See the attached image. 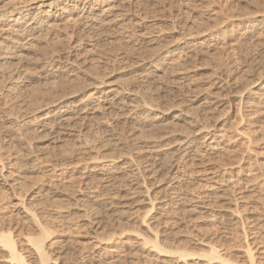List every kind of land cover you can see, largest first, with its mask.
I'll return each instance as SVG.
<instances>
[{"label":"rangeland","instance_id":"rangeland-1","mask_svg":"<svg viewBox=\"0 0 264 264\" xmlns=\"http://www.w3.org/2000/svg\"><path fill=\"white\" fill-rule=\"evenodd\" d=\"M160 1H162L161 4L163 6H160ZM179 1L182 0L144 1L143 13H141H148L147 16L144 15L146 17L148 15L149 17L159 15L158 17L161 19L159 28L164 32L161 38L151 47H144L141 39L136 37L131 39L130 36H127L128 34L119 35L118 33L116 35L117 33H112L113 35L111 34V36L110 34H105V36L100 38L103 40H99V43L95 46L96 49L95 47L92 48L88 54L84 52L82 54L84 59L81 58V60L87 68L95 69L94 72L98 71L97 74L99 73V76L105 75L107 78L111 76L110 79L112 80L133 82L136 79H143L144 74L152 70L153 63L156 61L155 53L171 45L180 37L182 30L194 33L210 26H213V28L216 26L215 28L218 29L217 32L219 33L217 35L221 39L223 38V44H221L222 46L220 45V48L215 53L204 57L197 56L196 59L194 57L192 59L193 62L186 65L189 68L191 67V69L193 68V75L196 76L194 77L204 82L212 75H216L217 73L215 72L219 74L221 70L233 72L234 69H238V76L240 77L237 76V78L240 79L242 74H245L244 71L252 74L251 70L253 68L254 71L257 69V75L258 73L264 74V62H262L264 61V35L261 39H256L255 37L247 41L241 39L240 33H242L244 23L237 18H234V21L233 18L230 19L231 14L238 17L253 15L255 12H264V0H205L204 5L201 4L199 5L200 8L198 7L199 10L202 7L201 11H199L200 16L199 13H190L187 21H178L172 16L170 17L173 9L175 10V7L177 9L178 4L180 5ZM168 6L170 8H167ZM164 7L168 10L164 9ZM148 32V30L143 31V34ZM94 49L96 52H94ZM33 60L30 62L31 65L29 63L26 68L32 67L28 70L31 71L33 69V73H30L34 76L37 75L33 77L34 80L30 79L29 87L31 91H29L28 87V90L23 91V97H27V94L28 97L32 94L34 96L36 90L44 91V89H49V87H52V81L61 77L63 79H59L60 81L58 82L54 81L55 84L60 82L59 84L64 83L66 85L69 83L67 80L72 79L69 84L74 88L85 87L83 85L87 78L84 79L85 76H82L83 73L81 74L77 68H75L76 70H67V72L62 71L56 77L53 76V78L46 80L39 74L40 71L36 68V62ZM138 63L140 66H138ZM257 66H260V68ZM76 71L77 74L79 73L78 77ZM242 71L243 73H240ZM138 74L141 78H138ZM64 78L68 79L65 80ZM77 78H81V82H78V85L81 83L80 85L83 87L80 85L75 87L79 80ZM3 79L0 78V84L6 81V79ZM160 80L154 79L149 81L150 83L142 81L144 84L141 82L150 94L147 101L159 106L153 125L140 126L139 128L135 125L126 124L123 126V124H120L117 125L118 127L115 128V131L119 135L128 133L126 131L137 127L139 129H137L138 138L152 136L153 138L154 136L161 138H157L160 140L157 141V145L161 154L173 161L176 157L175 150L183 142L184 134L180 133L171 137H164L166 130L162 131V127L161 130V124L157 122V118L162 114L161 112H168L167 109L171 108L172 105H174V107L172 106L173 108L176 106V108H179L178 104L180 103L179 106L182 105L186 97H190V95L185 96L186 94L182 95L174 89H167L163 77ZM254 81L256 79L252 80V82ZM50 82L52 83L50 84ZM89 83H91L90 79L86 81L85 85L89 87L90 85H87ZM64 84L59 86L61 87ZM69 84L66 87L68 92L72 88L69 87ZM40 88L43 90H39ZM61 88L63 89L65 86ZM61 88H58L59 93L61 91L66 93V88L63 90ZM32 90H34L33 93ZM233 90L232 93L229 92V89L219 92L221 102L224 103L223 106L214 113L212 118L203 122L205 126L212 127L210 134H208L209 136H206L208 139H206L208 143L212 142L211 144L215 147L210 149V153H213V155L208 158L207 163L200 166H195L191 163H180L178 173L170 174L169 178L158 177L154 181L147 183L143 189V191L146 189L147 193L144 196L139 195L133 201H128L131 205L122 215L117 213L121 210L114 212V208L107 212L96 209L95 203H92L90 199V196L94 194H91V191H88L85 187L86 185L82 183L84 171L88 172L89 163L93 162V160L97 161L96 159L102 162L116 160L120 164H124L128 160L133 162V167L141 165L144 163L142 155L146 154V149L143 143H139L141 140L128 145L122 140H114L105 136L104 131L101 132V129L93 127L91 136L101 138V140L96 143L95 148L93 146L90 150L85 151L86 153L83 151V153H79L80 155L77 153L74 155L71 150H68L69 155L67 154V156H61L57 159L55 156V154L57 155L56 151L60 152L63 150H56L54 154H51V157H41V163L35 162L32 158L20 156L22 158L25 157V163L28 162V165L30 163L29 166L32 167L29 168L31 169L28 171L29 173H23L26 176L14 173L10 180L15 179L16 182H10V185L13 186L11 188L9 185H4L0 178V227L13 226L17 247L23 249L25 256L30 255V253L32 255L28 238H36L39 233L29 224V220L26 217L27 210L41 208V205L42 207L47 205L48 208L49 206L60 205L59 214H47L44 216L48 218H46L48 221H51L52 230H50L54 232V235L50 238V243L54 244L49 250L52 264H97L100 261L103 264H245L244 232L249 236L247 241L252 243L253 246L256 245L253 251L256 257L258 255L264 256V195L258 192L254 193L253 188L247 183L248 177H246L252 174L261 175L264 173V112L258 116L251 117L255 119L254 124L250 128V117L246 116L243 118V112L239 110L238 97H240L242 90L240 88ZM1 106L3 107V105ZM4 107H0V110L6 111V114L13 119L22 120L20 118V107L13 106L12 108L10 107L11 110H9V107ZM244 115H246L245 112ZM19 121L17 122L19 123ZM172 122V118L167 117L163 124L169 126ZM16 123L14 125H18ZM158 124L159 128L157 127ZM252 128L257 131L253 136L257 135L258 140L247 149L246 137ZM205 135L204 133L202 136L204 137ZM39 137H36L37 139L32 138L33 144L39 143L38 140L44 142V140H40L41 138L46 139L45 142L47 141L46 137L42 136L40 139ZM3 143L8 148H11L10 151L12 153L16 152L23 155V152H25V147L13 142V139L7 136L4 130L0 131V146ZM63 146L65 147V145ZM92 149L93 151H91ZM46 162L60 165L61 171L48 173L47 170H50L51 166H47ZM249 164L254 167H250ZM33 167L35 168L34 172L32 170ZM9 168H11L8 169L9 171L13 170L12 167ZM208 169L213 173L211 179L206 178L209 172L207 171ZM238 171H240L239 174ZM61 177L65 180L63 181ZM238 178L242 182L237 185L239 187L237 188V193H235L237 195H233L235 191H232L233 184L230 182ZM67 183L72 186H68ZM170 183L178 184L179 188L184 192L177 197L172 195L171 191H168L166 195L160 193V190ZM212 185L215 186L212 187ZM81 190L88 193L87 197L80 196L79 192ZM236 207L239 210L238 213L235 212ZM93 219L99 220L100 223L93 225L91 223ZM47 220L46 224L45 220L43 221V225L46 226L48 224L47 228L49 229L50 225ZM157 235L160 246L166 249H173V251L188 252L194 256L180 259L178 254L158 251L153 248L152 244H145V239L155 240ZM107 239H110V241H107ZM213 246L220 247L219 249L222 257L226 260L225 262L222 263L218 260L209 261L203 256ZM6 259V254L0 252V264H18ZM29 260L32 264H38L36 257H32Z\"/></svg>","mask_w":264,"mask_h":264},{"label":"bare ground","instance_id":"bare-ground-1","mask_svg":"<svg viewBox=\"0 0 264 264\" xmlns=\"http://www.w3.org/2000/svg\"><path fill=\"white\" fill-rule=\"evenodd\" d=\"M144 1L150 0H0V78L6 79L5 82L3 81L4 84L3 82L1 83L2 85L0 84V107H20V118L22 119H20L21 121L17 120V118L13 119L6 114V111L0 110V131L4 130L7 136L13 139V142L25 147L24 154L20 155L18 153V155L16 152L12 153L10 151L11 148H8L4 143L0 146V178L4 185H9L10 188L13 187L10 182H16V180L10 179L14 173L23 175V173L25 174V172L31 170L29 168L32 166H29L30 163L28 165V162L25 163V157L41 163V157H51V154H54L56 150H63L60 152L56 151L57 155L55 154V156L58 159L61 156H67L68 150H71L75 155V153L79 154L90 150L93 146L95 148L96 143L101 138L92 137L91 133L94 129L93 127H97V129L102 130L99 131H104L105 136L114 140H122L128 145L141 140L139 143H143L146 149V154L142 155L144 163L141 165L133 167V162L128 160L124 164H120L116 160L102 162L96 159L97 161L93 160V162L89 163L88 172L84 171L82 183L86 185L85 187L88 191H91V194H94L90 196V199L92 203H95L96 209L107 212L114 208V212L121 210L116 212L122 215L131 205L128 201H133L139 195L144 196L147 193L146 189L143 191L147 183L154 181L158 177L169 178L170 174L178 173L180 163H191L195 166L207 163L208 158L213 155V153H210V149L215 147L211 144L212 142L208 143L207 140L212 127L205 126L203 122L212 118L214 113L223 106L224 103L221 102V97H219L220 91L229 89V92L232 93L235 88L242 90L240 97H238L239 110H242L243 118L246 116L250 117V128L254 124L255 119L251 117L258 116L264 112V74L260 72L261 74L258 73L257 75V69L254 71L253 68L251 70L252 74H248L246 71H244L245 74L243 71L240 72L244 74H242L240 79L237 78L239 75L238 69H234L233 72L221 70L219 74L215 72L217 73L216 75L214 74V76L212 75L208 80H203L204 82H202L193 75V68L186 66L188 63L193 62L192 59L194 57L196 59L197 56L204 57L218 51L220 45L223 44V38L221 39L217 35L218 29L215 28L216 26L214 28L210 26L194 33L182 30L180 37L171 45L155 53L156 61L153 63L152 70L147 71L143 79L138 74V78H141V81L138 79L133 82L112 80L110 79V74L109 78L105 75V77L99 76V73L97 74L98 71H95V73V69H92V71L87 68L81 60L82 54L91 52L92 48L99 43V40H103L100 38L105 36V34H110V36L112 33H117L116 35L118 33L119 35L128 34L127 36H130L131 39L132 37L141 39L144 47H151L161 38L164 33L159 28L161 19H159V15H152V17L148 15L146 17L147 12V14H142ZM161 2L160 6H163ZM179 2L178 8L176 9L175 7V10L170 11V17L172 16L178 21H187L190 13H199L201 11L202 7L199 10V5H204L205 0H182ZM170 7L168 6L167 8ZM164 9L166 8L164 7ZM238 17L230 15V19L233 18V21L234 18H237L244 23L242 33H240L241 39L247 41L254 37L256 39L263 37L264 12H255L253 15ZM146 30L149 32L143 34V31ZM95 49L94 52H96ZM31 60L36 62V68L39 69V74L43 79L47 80L51 77L53 78V76L56 77L62 71L67 72V70L77 68L81 74L83 73L82 76H85L84 79H90L91 83L87 84L90 86L87 87L85 85L87 80H84L85 84L83 86L85 87L80 85L81 83L79 85L83 88L78 87V82H81V78H77L79 80H76L77 85L75 83V87L78 88H74L69 84L72 79H69L71 80L69 81L67 80L68 78H64L69 82L67 83L69 87L74 89L71 91L72 88H70V92H68L66 88L68 85L62 83L64 85L61 87L65 86L66 89H63L66 90V93H63L65 91L59 93L58 90L61 88L59 85L62 84H59L60 82L58 83L59 85L55 84L54 81H60L61 77L57 78L58 80H55V78L53 81L50 79L53 83L50 82L52 87H49V89H44V91L36 90L34 96L33 94L31 95L33 97L30 95L28 97L27 93V95L25 94L27 97H23V91L31 83L30 79L34 80L33 77L37 75L34 76L32 74L33 69L31 71L28 70L32 67L26 68ZM138 66H140L139 63ZM260 66L257 67L260 68ZM230 69L232 70V68ZM39 74L38 76H40ZM162 77L165 80L167 89H174L182 95L186 94L185 96L190 95V97H186L183 104L181 103L182 105L179 106L180 103L178 104L179 108H176L177 106L173 108L174 105H172L173 107L171 106V108L167 109L168 112H161L162 114L157 118V122L161 124L160 128H163L161 130H166L164 137H171L180 133L184 134L183 142L175 150L176 157L173 161L161 154L157 145V141H160L158 139L161 138L156 136L154 138L153 136L138 138L137 135V127L153 125L156 120L155 116L159 111L158 105L147 101L150 94L145 89L146 87H144L145 85H143L142 81L149 82L154 79L161 81ZM74 78L76 79V77ZM251 78H253L252 80L256 79V81L252 82ZM28 89L31 91L30 87ZM34 90H32V93ZM39 90L43 89L40 88ZM244 112L246 115H244ZM167 117L173 120L169 126L163 124ZM14 120L19 121V123ZM16 122L18 125H14ZM120 124H123V126L126 124L135 125L137 127L126 131L128 133L118 135L115 128ZM159 124L157 125L158 128ZM249 131L246 137L247 149L258 140L257 135L253 136L257 131L253 128ZM204 133L206 135L203 137ZM38 136L46 137L47 141L45 142L46 139H40L39 137L44 142L38 140L39 143L33 144L32 138ZM3 141L5 140L3 139ZM63 147L64 149H62ZM73 153L71 154L73 155ZM20 156L25 157L22 158ZM35 162L34 165L36 164ZM238 162L240 163V161ZM46 164L51 166V169L47 170L48 173L61 171L60 165L56 163L46 162ZM35 166L37 167V165ZM249 166L254 167L252 164H249ZM9 167H12L13 170L9 171L8 169H11ZM34 169L33 167V172L35 171ZM207 171L209 172L206 178L211 179L213 173L210 169ZM239 173L240 171H238ZM223 174L225 175V173ZM263 174L246 176L248 177L247 183L253 188L254 193L258 192L264 195ZM61 178L63 181L65 180L63 177ZM241 182L242 180L239 178L230 182L233 184V186L231 185L232 191H235L234 194L232 193L233 195H237L235 194L237 193V188H239L237 185H240ZM71 184L69 183L68 185L67 183L70 187L72 186ZM168 191H171L172 195H176V197L184 192L176 183L164 186L160 193L166 195ZM79 194L87 197L88 193L81 190ZM59 206H49L48 208L47 205L43 207L41 205V208L27 210L26 217L29 220V224L39 233L36 238H28L32 255L30 253V255L25 256L23 249L17 247L13 226L0 227V252L6 254V260L18 264H32L29 259L36 257L38 264H52L49 250L54 244L50 243V238L54 235V232L51 231V221H48V218L44 216L47 214H59ZM238 211L236 207L235 212L238 213ZM44 220L45 224L46 220L49 222V229L47 228L48 224L46 226L43 225ZM91 223L98 225L97 223H100V221L93 219ZM243 234L245 239V264H264V256L258 255L256 257L253 253L256 245L253 246L252 243L247 241L249 236L246 232ZM107 241H110V239H107ZM145 244H152L153 248L158 251L178 254L180 259L194 256L188 252L173 251V249H166L160 246L158 235L155 236V240L145 239ZM219 248L216 246L210 247L208 253L203 256L209 261L218 260L223 263L226 260L222 257ZM194 251L196 252V250ZM97 264L103 263L100 261Z\"/></svg>","mask_w":264,"mask_h":264}]
</instances>
